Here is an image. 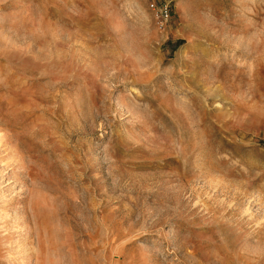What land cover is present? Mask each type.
<instances>
[{
    "label": "rangeland",
    "instance_id": "374dc122",
    "mask_svg": "<svg viewBox=\"0 0 264 264\" xmlns=\"http://www.w3.org/2000/svg\"><path fill=\"white\" fill-rule=\"evenodd\" d=\"M0 264H264V0H0Z\"/></svg>",
    "mask_w": 264,
    "mask_h": 264
},
{
    "label": "built area",
    "instance_id": "2783aa9c",
    "mask_svg": "<svg viewBox=\"0 0 264 264\" xmlns=\"http://www.w3.org/2000/svg\"><path fill=\"white\" fill-rule=\"evenodd\" d=\"M151 11H152V16L155 25L158 28L163 27L168 14H169V4L166 1H162L157 4L150 3Z\"/></svg>",
    "mask_w": 264,
    "mask_h": 264
}]
</instances>
